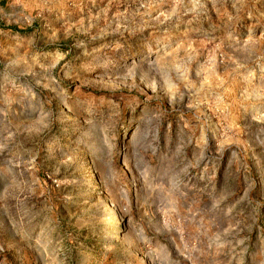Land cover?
<instances>
[{
  "label": "rangeland",
  "instance_id": "1",
  "mask_svg": "<svg viewBox=\"0 0 264 264\" xmlns=\"http://www.w3.org/2000/svg\"><path fill=\"white\" fill-rule=\"evenodd\" d=\"M0 264H264V0H0Z\"/></svg>",
  "mask_w": 264,
  "mask_h": 264
}]
</instances>
